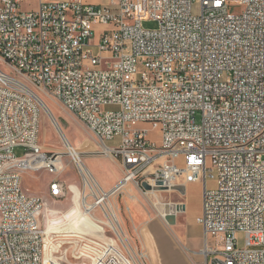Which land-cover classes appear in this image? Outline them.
I'll return each instance as SVG.
<instances>
[{"label": "built area", "instance_id": "built-area-1", "mask_svg": "<svg viewBox=\"0 0 264 264\" xmlns=\"http://www.w3.org/2000/svg\"><path fill=\"white\" fill-rule=\"evenodd\" d=\"M27 1L0 0V61L13 71L0 68V264H69L68 251L46 256L47 204L23 186L26 172L61 171L62 154L40 143L41 97L59 101L122 168L111 191L91 182L113 234L91 264L141 261L103 208L109 198L128 185L150 193L143 183L182 194L175 188L195 182L203 264H264V0H199L198 14L196 0H40L24 10ZM65 192L50 182L51 197Z\"/></svg>", "mask_w": 264, "mask_h": 264}, {"label": "rangeland", "instance_id": "rangeland-1", "mask_svg": "<svg viewBox=\"0 0 264 264\" xmlns=\"http://www.w3.org/2000/svg\"><path fill=\"white\" fill-rule=\"evenodd\" d=\"M39 1L28 0L23 9H37ZM109 1L102 0L103 3L101 4L104 5ZM194 13H200L199 0H196L194 5ZM144 27L157 29L158 24L147 21L144 23ZM0 68L5 72L13 73L12 69L1 61ZM41 98L47 106L49 105L50 110L52 109L51 112L56 122L72 140L73 145L80 149L79 153L82 154V160L85 166L94 173L92 175L100 180H110L114 171L111 160L107 157H91L102 155L99 154L100 148H98L90 130L67 111L59 101ZM53 122L47 113L43 114L40 143L46 151L62 154L59 155L62 158V170L57 175H51L45 170L27 172L24 175L23 186L27 193L43 198L47 204L41 221L46 230V256L60 250L68 251L71 248L69 264H91L97 256V242H105L113 234L106 233L108 230L107 221L100 209L94 211L93 217L84 215V178L74 159L67 155V146ZM138 127L152 129L151 123H143ZM150 138L153 142L159 143L161 140L160 132L151 130ZM107 144L109 147H116L119 140L107 142ZM25 153L26 149L22 147H18L14 151L17 158L24 157ZM55 178H59L66 185L65 196L61 198H54L49 194V184ZM125 189L122 191L123 193L111 197L110 205L121 223L127 246L135 250L143 264L204 263V256L202 255L204 233L202 227L197 223V217L201 215L203 209L204 184L202 182L188 184L185 194L174 192L151 194L138 187L137 189L134 188L133 195L135 196L133 197L141 207L150 212L151 218L155 220L153 231L147 226L134 228L128 220L126 215H130L128 209L130 199L128 194L124 192ZM87 194L91 195L90 189L87 190ZM89 199L91 203L95 202L92 197ZM170 205H182L186 209L177 212L176 207L170 209ZM118 206L123 213L124 220L120 216ZM171 213H174L172 219H170ZM124 221L129 232L123 225ZM240 244L241 246L245 244L243 237ZM153 252L157 255L154 259L152 257ZM166 252H169V255ZM141 261H139L140 264H142Z\"/></svg>", "mask_w": 264, "mask_h": 264}, {"label": "crops", "instance_id": "crops-1", "mask_svg": "<svg viewBox=\"0 0 264 264\" xmlns=\"http://www.w3.org/2000/svg\"><path fill=\"white\" fill-rule=\"evenodd\" d=\"M85 1L89 2V3H95V4L103 3L102 0H85ZM91 157L101 158V157H106V156H99V157L98 156H91ZM107 158H109L111 160V162L114 166V171H113V175L111 176V179L110 180L109 179H106V180L101 179L100 180L98 177H95V176L94 177L97 180V182L100 184V186L103 188V190L108 192V191H111L117 187L119 182L122 180L123 174H122V168H121L120 164L115 159H113L111 157H107ZM92 174L94 175L93 172H92ZM134 188L137 189V187L134 185H128L124 191V192H126V194H128L129 199H130V204L128 207V209L130 210V215L127 214L126 216H127L128 220L132 223L134 228L147 226L151 231H153L155 228V220L153 218H151L150 212L147 209L141 207L139 202H137V200L133 197V196H135V195H133ZM131 207H132V209H131ZM119 211H120L119 213H120L121 218L124 220V216L120 210V207H119ZM123 225L127 229L125 221H124ZM128 232H129V230H128ZM68 252H69V257H70L71 248L68 249ZM166 254L169 255V252H166ZM152 255H153L152 256L153 259L157 257V255L154 252L152 253Z\"/></svg>", "mask_w": 264, "mask_h": 264}, {"label": "bare ground", "instance_id": "bare-ground-1", "mask_svg": "<svg viewBox=\"0 0 264 264\" xmlns=\"http://www.w3.org/2000/svg\"><path fill=\"white\" fill-rule=\"evenodd\" d=\"M42 103H43L44 110L47 112V114L49 115V117H51L53 119V121H54L53 123H55V127H56L59 135L62 137V140H63L64 144L67 146V150H68L67 151V155L71 156L74 159L75 162H78L79 158L82 160V157H81L82 154L79 153L80 152L79 151L80 149L79 148H76L73 145L72 140L68 138V135L58 125V122H56V120H55V118H54V116H53V114L51 112L52 109L50 110L49 105L47 106V104L44 103L43 101H42ZM59 160L62 161L61 156L59 157ZM83 164L84 165H82V166H83V169L85 170V175H84L85 188H84V197H83V199H84L83 200L84 215L86 217H93L94 211L98 210V208H96V203H91L90 202V199L89 198H91L92 195L90 196L89 194H87V190H89V189L90 190L91 189L93 190V184H95L97 186L98 183L96 182V179L92 175V173L90 172V170L85 166V163L84 162H83ZM61 170H62V165H61ZM91 182H93V184ZM150 193L151 194L152 193L153 194H156L158 192L151 191ZM114 196H112V198ZM112 198H109L106 201L105 206H103V208L105 207L107 209V211H109L115 218H118L117 214L112 210L113 208L110 205ZM162 217H165V216L162 215ZM106 221H107V225H108L109 222H108L107 219H106ZM41 224H42V222H41ZM42 226H43V224H42ZM43 228H44V226H43ZM44 231H45V234H46L45 228H44Z\"/></svg>", "mask_w": 264, "mask_h": 264}, {"label": "water", "instance_id": "water-1", "mask_svg": "<svg viewBox=\"0 0 264 264\" xmlns=\"http://www.w3.org/2000/svg\"><path fill=\"white\" fill-rule=\"evenodd\" d=\"M142 187H143L145 190H147V191H152V190L158 191V190H159L158 188L153 189V188H152L149 184H147V183H143V184H142ZM175 190L181 192L182 194H185L186 187H183V186L176 187ZM173 207H176L177 212H178V211H183V210L186 209V207H185V206H182V205H170V209H173ZM171 214H172V216H170V219L173 218L174 213H171ZM171 217H172V218H171Z\"/></svg>", "mask_w": 264, "mask_h": 264}]
</instances>
